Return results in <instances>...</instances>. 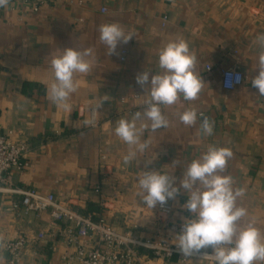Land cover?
I'll list each match as a JSON object with an SVG mask.
<instances>
[{"label": "crops", "instance_id": "0c3cea01", "mask_svg": "<svg viewBox=\"0 0 264 264\" xmlns=\"http://www.w3.org/2000/svg\"><path fill=\"white\" fill-rule=\"evenodd\" d=\"M113 22L135 35L126 44L118 43L116 54L107 55L98 29ZM261 34L264 0H53L39 12L10 0L0 8V133L11 131L13 141L29 144L24 170L13 172L14 185L53 193L81 212L105 216L118 230L174 243L178 233L170 225L191 215L182 207L186 191L181 188L167 200L173 212L162 227L156 223L157 205L150 210L136 196V176L144 170H173L169 174L179 187L192 159L209 145L227 146L233 156L226 174L233 177L235 187L245 189L238 203L264 232V96L251 83L259 71ZM177 36L197 57L203 89L195 101L181 100L164 109L169 127L145 132L143 138H151L147 155L139 164L125 165L122 154L127 145L114 134L116 122L143 112L139 104L147 93L136 76L144 70L161 71L159 50ZM66 46L92 47L95 55V68L79 78L80 87L70 98L69 116L48 98L50 60ZM227 68H237L244 76L234 90L222 85V70ZM97 96L107 100L96 113L95 126H77L92 115L88 106ZM189 106L198 112L194 126L178 119L177 113ZM200 113L214 122L210 136L199 134ZM65 226L53 222L49 211L25 209L22 195L0 193V264H10L5 242L20 235L28 237L20 264H64L75 251L64 240ZM146 253L145 264H216Z\"/></svg>", "mask_w": 264, "mask_h": 264}, {"label": "clouds", "instance_id": "9594fccd", "mask_svg": "<svg viewBox=\"0 0 264 264\" xmlns=\"http://www.w3.org/2000/svg\"><path fill=\"white\" fill-rule=\"evenodd\" d=\"M10 0H0V8L7 7ZM99 40L106 46L107 55L116 54L118 43H128L135 35L125 33L118 23H105L99 26ZM261 47L256 68L258 75L251 83L264 96V34L257 37ZM94 49L66 46L50 60L52 78L48 84L49 100L68 113L72 112L70 98L80 87V77L90 75L94 66ZM197 57L189 48L187 41L180 36L168 40L158 53V67L161 71L152 73L144 70L136 76L137 83L146 89L143 112L136 111L131 118L121 117L114 128V134L127 145L122 154L125 165L140 162L147 155L151 138L144 139L145 132H156L167 128L170 121L164 109L176 105L178 101H195L204 86V80L196 71ZM239 75L235 77L239 82ZM231 86V78L226 81ZM106 96H97L94 104H89L88 118L77 122L86 127H94L96 113ZM179 121L185 126H194L198 120L195 107H184L177 113ZM199 134H213L214 122L199 114ZM153 150V149H152ZM233 152L227 146L209 145L199 157L192 159L183 169L180 186L175 185L173 170L152 169L140 171L136 176L138 191L144 205L152 210L158 203L163 205L174 199L183 188L187 200L182 205L191 215L183 217L181 232L174 243L185 257L199 253L201 249L213 248L211 256L216 264H264V232L257 227L255 218H250L246 207L238 201L245 195V189L234 186V179L226 174L228 161ZM148 158V163L152 159ZM176 161L173 162V165ZM152 214V213H151ZM147 215L145 217H148Z\"/></svg>", "mask_w": 264, "mask_h": 264}, {"label": "built area", "instance_id": "2783aa9c", "mask_svg": "<svg viewBox=\"0 0 264 264\" xmlns=\"http://www.w3.org/2000/svg\"><path fill=\"white\" fill-rule=\"evenodd\" d=\"M29 6L34 12H39L53 0H13ZM105 8L102 11L105 12ZM167 16L164 17V24ZM127 50H123L122 60H125ZM210 69V66H207ZM239 75V82L235 77ZM231 78V86H226V81ZM244 76L237 68L222 70V85L226 90H234L242 84ZM11 131L0 133V193L22 195V204L25 209L35 212L49 211L53 222L64 223L62 233L68 245H74L73 257L64 264H145L146 252L160 259L177 257L179 260L205 259L214 261L211 256L203 257L204 253L211 254L212 247L201 249L199 253L185 257L173 242L162 238H141L132 231H121L108 222L105 216L84 213L70 204L59 199L55 194H41L34 189L15 186L13 172H22L25 168L24 158L28 152L27 142H16L10 138ZM105 158V155H102ZM100 186L96 191L100 192ZM173 206L169 203L156 206V223L165 226L169 223ZM181 223L170 225L171 230L180 233ZM44 232L39 234L40 237ZM28 243L27 235L5 242L4 248L9 255L10 264H20L21 258Z\"/></svg>", "mask_w": 264, "mask_h": 264}, {"label": "trees", "instance_id": "16d2710c", "mask_svg": "<svg viewBox=\"0 0 264 264\" xmlns=\"http://www.w3.org/2000/svg\"><path fill=\"white\" fill-rule=\"evenodd\" d=\"M83 212V211H82ZM85 213V212H84Z\"/></svg>", "mask_w": 264, "mask_h": 264}]
</instances>
